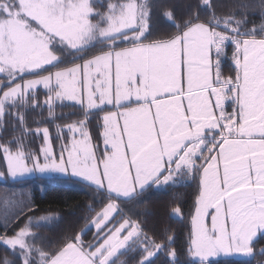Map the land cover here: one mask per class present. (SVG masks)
I'll return each mask as SVG.
<instances>
[{
  "label": "snow or ice",
  "instance_id": "snow-or-ice-1",
  "mask_svg": "<svg viewBox=\"0 0 264 264\" xmlns=\"http://www.w3.org/2000/svg\"><path fill=\"white\" fill-rule=\"evenodd\" d=\"M156 11L174 32L154 34ZM29 109L54 137L28 126ZM9 127L0 179L85 184L95 215L53 244L34 229L54 214L5 194L0 264H176L174 231L149 234L127 213L147 190L193 180L196 264L264 257V0H188L179 18L161 0H0V136Z\"/></svg>",
  "mask_w": 264,
  "mask_h": 264
},
{
  "label": "trees",
  "instance_id": "trees-1",
  "mask_svg": "<svg viewBox=\"0 0 264 264\" xmlns=\"http://www.w3.org/2000/svg\"><path fill=\"white\" fill-rule=\"evenodd\" d=\"M161 2L173 6L177 18H179V16L185 11V5L188 3V0H161ZM222 2L229 3L230 0H222ZM256 19L257 22H259V18L256 17ZM152 24L154 34L157 32L169 33L175 31V28L160 16L159 11L154 13ZM249 26L251 27V25ZM230 51L231 49L229 48V54ZM229 65L230 61L226 62L224 66L226 75L230 74ZM43 91L45 90L39 88L38 95L41 100L45 97V92ZM61 111L68 113L70 111H78V108L74 109L68 106L63 109L57 108V113H60ZM26 116L27 124L30 128L48 126L50 131H52L53 137L56 135V133H54L52 122H47L46 124H37L34 122V119H41L40 110L29 109ZM42 116L47 117V109L43 110ZM75 118L76 117L57 119L56 123H69ZM90 128L94 142L98 143V128L96 127L95 120ZM29 140L31 141L30 147L33 149L37 148L36 145H38L37 142H39L37 137H29ZM53 143L57 146V141L54 140ZM38 177L42 178V185H36L30 189L29 202L34 201L41 210L40 212L35 213V215L51 213L54 214L56 218L45 223L41 228L34 229V231H39L42 237L49 239L54 244L60 237L66 234L70 235L83 227L86 223L85 217L90 221L92 216L95 215V212H90L88 208V205L92 202L91 189L85 184L71 180L68 184L61 182L54 183L53 180H47L54 179L55 176ZM34 179H31V182L28 183H37ZM58 179L67 180L61 177H58ZM196 193L197 182L195 180L178 187L170 186L162 189L152 188L143 194L141 202L136 203L133 206L132 213H127L128 215H132L133 219L139 220L149 234H152L153 232L159 234L160 230L165 226L174 231L175 243L170 245V247L174 248L178 253L176 264H196L187 252L189 234L191 231V215L194 211ZM176 206H179L182 210V216L179 218L172 215V209ZM95 207L98 211L99 206L96 205ZM11 219H14V217ZM23 223L24 221L22 219L20 224ZM91 237L92 231H89L85 239H91ZM261 242L264 243V240ZM4 251L5 250L0 247V255H2ZM260 259H263V257L257 256L255 259L247 261H226L221 259L218 261V264H256V260ZM212 261H217V259H213ZM155 264H169V262L165 260L164 254H161L155 260Z\"/></svg>",
  "mask_w": 264,
  "mask_h": 264
},
{
  "label": "rangeland",
  "instance_id": "rangeland-1",
  "mask_svg": "<svg viewBox=\"0 0 264 264\" xmlns=\"http://www.w3.org/2000/svg\"><path fill=\"white\" fill-rule=\"evenodd\" d=\"M38 88H42V86H38ZM43 89V88H42ZM45 92V91H43ZM46 94V92H45ZM67 103L66 105L70 104L71 102H65ZM67 107V106H66ZM227 107V105H226ZM230 110V108H229ZM10 118H6V120H8ZM61 124H66V123H61ZM40 127H43V126H40ZM97 127V126H96ZM52 133V131H51ZM54 133H56V130L54 128ZM65 134L67 136H71V133H67V130L65 129ZM10 135H11V129L10 127L4 132L3 136H0L1 139H8L10 138ZM38 141V145H36L37 147L42 143V138L41 137H37ZM94 142V140H93ZM58 143L57 142V150H58ZM95 143V142H94ZM33 146V145H32ZM102 147V145H101ZM0 171H5V162L0 159ZM38 176L40 175H36L34 177H28L24 180H21V181H17V182H13L12 180H3V179H0V197H3L5 194H11V193H15L16 194V199L17 200H23V202L25 204H28L29 203V198H30V189L36 185H42L41 181H42V178H39ZM52 177V176H50ZM60 177V176H58ZM57 176H55L54 179H47V180H53L54 183H58V182H61V183H65V184H68L70 183L69 181L70 180H63V179H58ZM36 178V179H34ZM63 178V177H61ZM31 179L37 183H34V184H30L28 182H31ZM39 180V181H38ZM5 211V209L3 208L2 205H0V214H2L3 212ZM16 211L15 208H10L9 209V214H10V218H13L14 216L12 215V213H14ZM193 214H194V211H193ZM94 230V229H93ZM3 231V228L0 227V232ZM213 259H216V258H210V260H213ZM264 259V257H263Z\"/></svg>",
  "mask_w": 264,
  "mask_h": 264
},
{
  "label": "bare ground",
  "instance_id": "bare-ground-1",
  "mask_svg": "<svg viewBox=\"0 0 264 264\" xmlns=\"http://www.w3.org/2000/svg\"><path fill=\"white\" fill-rule=\"evenodd\" d=\"M217 259V258H216ZM192 260H193V258H192Z\"/></svg>",
  "mask_w": 264,
  "mask_h": 264
}]
</instances>
